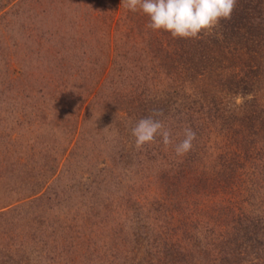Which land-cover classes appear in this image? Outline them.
Instances as JSON below:
<instances>
[{
    "label": "rangeland",
    "instance_id": "1",
    "mask_svg": "<svg viewBox=\"0 0 264 264\" xmlns=\"http://www.w3.org/2000/svg\"><path fill=\"white\" fill-rule=\"evenodd\" d=\"M148 22L121 0H0V264H211L210 240L226 233L235 254L237 235L254 236L263 132L240 187H215L221 158L240 151L218 107L251 98L232 89L249 60L201 71L190 56L216 27L173 38ZM155 111L172 143L158 134L138 150L131 130ZM240 240L232 264H264Z\"/></svg>",
    "mask_w": 264,
    "mask_h": 264
},
{
    "label": "trees",
    "instance_id": "2",
    "mask_svg": "<svg viewBox=\"0 0 264 264\" xmlns=\"http://www.w3.org/2000/svg\"><path fill=\"white\" fill-rule=\"evenodd\" d=\"M215 27L216 34L213 37L211 35L204 37V39H208L206 40L207 42L212 41V44L206 43L208 47L206 46L205 49L204 47H200L201 52L195 50L193 54L190 53L191 60H194L196 56V59H198L196 61H201V71L204 70V66H211L210 63L219 65L222 56L226 58L225 54H228L227 57H230L231 55H235L236 52L239 57L245 59L244 61L249 60V63L244 62L248 67V71L242 69V75L237 77L241 83L237 81L232 89L242 94L244 98L251 94V98L245 99L244 103L239 105L238 108L240 109L237 113H235L237 108L227 109L221 106L218 107L219 113H222L220 117L223 124L222 127H230L229 131L231 138H233L232 142L240 150L231 153L232 149H230L225 154V157L221 158L219 167L218 165L215 166V168H223L218 178L215 177L217 180L215 187L223 188L227 191L230 185L238 187L240 183H243L242 172H238L246 161L245 153L248 150L245 148L254 146L253 149H257V137L261 132L264 133V116L262 114L264 112V76H261L262 73L264 74V0H236L230 18L221 19ZM192 47L194 48V44ZM196 53L197 55H195ZM260 72L262 73L260 74ZM243 107L246 111L243 115H238ZM192 112H196L201 117V120L206 119L204 111L200 113V111L192 110ZM245 129L251 130V135L247 134V130L245 131ZM260 222L261 224L264 223V217H261L259 220L258 218L251 219V225L254 228V234L252 235L254 236L249 237V239H246L245 236L238 238L239 236L237 235L235 237V254L232 253V250L228 251L232 240L226 237V233L221 238L218 236L219 242H211L210 240L209 243H213L215 250V253L210 255L211 264H232L230 257L243 252L244 243L240 239H243V241L247 240V243L252 242L250 249L248 250L249 246L247 245L244 252H257L260 248L264 251V227L259 228L261 227ZM212 234L214 236L213 232ZM211 238L213 239L214 237ZM209 249L207 250L208 253L210 252ZM262 256L264 257V255Z\"/></svg>",
    "mask_w": 264,
    "mask_h": 264
},
{
    "label": "clouds",
    "instance_id": "3",
    "mask_svg": "<svg viewBox=\"0 0 264 264\" xmlns=\"http://www.w3.org/2000/svg\"><path fill=\"white\" fill-rule=\"evenodd\" d=\"M236 0H121V4L132 12L142 11L149 17L146 28L163 30L173 38H199L200 33L217 26L221 19L231 16ZM163 113L155 111L149 117L137 121L131 134L135 147L140 150L146 143L155 141L159 134L165 146L172 143L171 134L160 119ZM196 133L187 128L184 139L175 146L177 155L182 156L192 148Z\"/></svg>",
    "mask_w": 264,
    "mask_h": 264
}]
</instances>
